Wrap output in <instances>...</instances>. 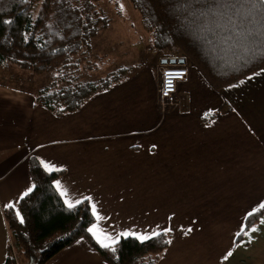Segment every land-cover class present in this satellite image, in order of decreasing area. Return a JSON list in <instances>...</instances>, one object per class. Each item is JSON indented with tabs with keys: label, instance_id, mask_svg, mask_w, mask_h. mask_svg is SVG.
I'll use <instances>...</instances> for the list:
<instances>
[{
	"label": "crops",
	"instance_id": "0c3cea01",
	"mask_svg": "<svg viewBox=\"0 0 264 264\" xmlns=\"http://www.w3.org/2000/svg\"><path fill=\"white\" fill-rule=\"evenodd\" d=\"M161 62L141 60L60 116L29 91L0 85V264L10 243L2 211L11 205L17 215L33 187L30 156L63 171L53 184L65 205L91 198L89 233L99 246L103 234L171 229L156 264H264V67L215 90L186 62L188 81L160 112ZM45 264L106 263L79 238Z\"/></svg>",
	"mask_w": 264,
	"mask_h": 264
},
{
	"label": "trees",
	"instance_id": "16d2710c",
	"mask_svg": "<svg viewBox=\"0 0 264 264\" xmlns=\"http://www.w3.org/2000/svg\"><path fill=\"white\" fill-rule=\"evenodd\" d=\"M0 0V65H13L45 85L31 93L34 102L55 116L78 110L91 96L122 81L129 67H119L97 80H79L73 59L91 49L92 40L109 20L88 2L74 0ZM140 17L148 51L180 53L218 90L264 67L259 37L245 40L226 18L209 12L212 0H129ZM249 48L257 49L255 54ZM10 67V66H8ZM56 74V76H54ZM20 76V75H19ZM23 82V79H22ZM57 85L55 86V84ZM62 83L60 87L58 84ZM32 191L2 214L10 234L3 264H45L60 250L84 238L106 264H156L169 233L141 242L121 237L115 251L99 246L88 231L94 222L89 203L69 208L54 187L63 171H46L28 158ZM261 213L245 219L252 224ZM23 221V222H21Z\"/></svg>",
	"mask_w": 264,
	"mask_h": 264
},
{
	"label": "rangeland",
	"instance_id": "374dc122",
	"mask_svg": "<svg viewBox=\"0 0 264 264\" xmlns=\"http://www.w3.org/2000/svg\"><path fill=\"white\" fill-rule=\"evenodd\" d=\"M41 1L39 0L34 7L33 16L39 9ZM77 1L88 2V5L101 12L109 20L107 27L100 30L92 40L91 49L83 50L73 59L77 66V72H73V76L79 75V80H97L119 67H131L146 58L159 60L163 57L179 56L178 52L163 53L147 50L146 34L142 28L140 17L131 8L129 0ZM77 1L74 0V2ZM8 66L0 65V85L14 87V89L19 88L20 91L23 89L29 91L30 95L45 85L41 78L31 76L28 72L21 71L13 65ZM61 85L63 84H58V87ZM27 94L29 95V93Z\"/></svg>",
	"mask_w": 264,
	"mask_h": 264
},
{
	"label": "snow or ice",
	"instance_id": "6c2138e0",
	"mask_svg": "<svg viewBox=\"0 0 264 264\" xmlns=\"http://www.w3.org/2000/svg\"><path fill=\"white\" fill-rule=\"evenodd\" d=\"M212 4L214 7L210 8L209 12H211L213 15L219 16L221 19L226 18L228 22L233 25V27H239L241 31L238 33V35L243 36L245 40H253L257 37L264 40V0H212ZM258 50L261 55H264V46H261ZM248 51L252 54H255L257 49L249 48ZM241 83H243V81H241ZM41 163L44 164L46 168L54 167L45 164L43 161ZM31 191L32 188H29L27 192L24 193V195H28V193ZM62 195H66V193H62ZM85 199L91 200L90 197H85ZM65 203L69 208H72L75 206V204L82 203V201L76 200L75 204H73L72 202L66 200ZM7 207H11V205H8ZM91 207L93 215L95 216L96 206L92 204ZM261 207L264 208V204H262ZM248 215L251 216L253 213H249ZM17 216H19V213H17ZM97 219H99V217H97ZM262 223H264V221H262ZM94 228L95 226H93V228H89L88 231L93 232ZM170 230L171 229H165L164 231L167 232ZM187 231L190 232L191 229H188ZM245 231L246 226H242L241 232ZM251 231L255 232L257 229L252 228ZM93 234L95 235V233ZM130 235L135 236V238L141 242L151 238L148 235L122 232L119 233L115 238L107 234H103V240L98 238V242L101 243L102 247L110 248L115 251L113 245L117 244L121 237H128ZM152 235L156 236L159 235V233L153 232ZM237 235H240V232H238ZM167 242L170 243L171 241ZM228 255L230 256L231 252H229ZM225 259H227V257H225Z\"/></svg>",
	"mask_w": 264,
	"mask_h": 264
},
{
	"label": "built area",
	"instance_id": "2783aa9c",
	"mask_svg": "<svg viewBox=\"0 0 264 264\" xmlns=\"http://www.w3.org/2000/svg\"><path fill=\"white\" fill-rule=\"evenodd\" d=\"M162 59H173L174 63H160L156 69V105L160 112H164L176 104L178 84L188 81V68L183 56L163 57L159 58V61ZM179 60H183V63H180Z\"/></svg>",
	"mask_w": 264,
	"mask_h": 264
},
{
	"label": "water",
	"instance_id": "95a60500",
	"mask_svg": "<svg viewBox=\"0 0 264 264\" xmlns=\"http://www.w3.org/2000/svg\"><path fill=\"white\" fill-rule=\"evenodd\" d=\"M161 64H166V63H174L173 59H162ZM180 63H183V60H179Z\"/></svg>",
	"mask_w": 264,
	"mask_h": 264
}]
</instances>
